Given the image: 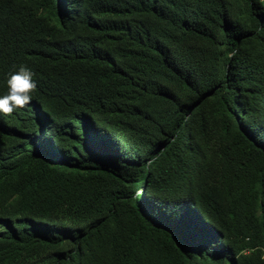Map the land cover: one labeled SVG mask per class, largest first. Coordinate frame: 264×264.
<instances>
[{
    "label": "trees",
    "instance_id": "1",
    "mask_svg": "<svg viewBox=\"0 0 264 264\" xmlns=\"http://www.w3.org/2000/svg\"><path fill=\"white\" fill-rule=\"evenodd\" d=\"M0 264H264V0H0Z\"/></svg>",
    "mask_w": 264,
    "mask_h": 264
},
{
    "label": "clouds",
    "instance_id": "2",
    "mask_svg": "<svg viewBox=\"0 0 264 264\" xmlns=\"http://www.w3.org/2000/svg\"><path fill=\"white\" fill-rule=\"evenodd\" d=\"M34 73L26 66L12 73L7 79V94L0 96V113L11 115L17 108L26 107L37 89Z\"/></svg>",
    "mask_w": 264,
    "mask_h": 264
}]
</instances>
